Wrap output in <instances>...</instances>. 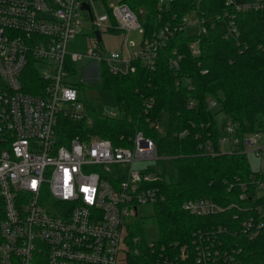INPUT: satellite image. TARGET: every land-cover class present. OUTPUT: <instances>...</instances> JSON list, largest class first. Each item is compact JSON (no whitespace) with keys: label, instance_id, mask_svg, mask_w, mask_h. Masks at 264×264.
Masks as SVG:
<instances>
[{"label":"built area","instance_id":"built-area-1","mask_svg":"<svg viewBox=\"0 0 264 264\" xmlns=\"http://www.w3.org/2000/svg\"><path fill=\"white\" fill-rule=\"evenodd\" d=\"M82 2L88 10L81 8ZM92 2L0 0V264H179L185 258L193 264H233L239 247L227 249L224 226L198 228L192 233V248L170 241L165 253L154 238L131 233L138 206L153 208L164 200L153 184L159 179L150 168L132 167L135 160L158 157L148 136L136 130L128 136L129 145L123 146L96 135L63 138L58 134L62 118L92 123L76 82L70 80L76 60L84 57L97 67L102 64L110 74L124 76L134 71L136 63L152 68L157 50L175 32L183 31L186 23H198L196 36L206 30L183 16L146 38L123 2L105 5L97 17ZM225 4L223 37L238 44L236 13L264 10V0H226ZM82 16L92 27L89 47L70 51L68 44L81 31ZM131 30L141 34L138 43L128 40ZM103 34L117 36L118 48H107ZM197 42L190 43L193 55L198 54ZM177 59L170 58L169 67H176ZM31 72L38 77L29 78ZM192 105L189 101L187 106ZM215 105L214 100L208 101V107ZM148 107L146 103L143 111ZM97 110L104 117L116 116ZM223 131L217 137L219 151L224 152L225 144L228 152L255 147L256 157L264 161L257 132L239 136L229 118ZM201 147L204 153L213 152L207 141ZM251 180L254 193L259 194L264 188L262 174L254 173ZM180 208L198 217L225 209L208 198L184 200ZM254 220L246 216L240 227H253L250 235H254L259 226Z\"/></svg>","mask_w":264,"mask_h":264},{"label":"trees","instance_id":"trees-1","mask_svg":"<svg viewBox=\"0 0 264 264\" xmlns=\"http://www.w3.org/2000/svg\"><path fill=\"white\" fill-rule=\"evenodd\" d=\"M92 1L105 5L104 0ZM120 1L135 14L143 37L149 38L163 24L180 21L189 12H194L206 30L197 36L184 30L175 32L157 50L150 69L136 63L133 72L121 76L110 74L99 64V87L111 94L120 115L104 117L91 97L83 96L82 100L78 96L91 125L62 118L58 134L63 138L98 135L128 146L129 139L124 137L141 131L154 142L157 156L170 157L178 171L176 182L159 179L153 183L164 196L162 202L153 205L151 215L156 245L164 246V253L170 241L190 249L196 229L220 225L226 230L227 249L239 247L233 264H264V193L255 194L251 180L257 172L251 170L245 152L219 151L213 120L214 113L223 112L236 124L239 136L257 132L264 138V10L236 13L240 34L236 44L223 37L226 18L221 16L228 9L226 0H162L160 4L158 0ZM195 39L198 54L193 55L190 43ZM176 57L177 66L169 67V59ZM37 77L35 72L29 75ZM210 99L217 106L213 113L208 107ZM189 101L193 102L191 107L187 106ZM146 103L149 107L143 111ZM206 141L213 152H203L201 146ZM194 198H208L225 209L212 216L190 215L180 205ZM249 215L259 223L254 235H250L253 227H240ZM131 233L141 235L136 224ZM188 263L190 258L179 261Z\"/></svg>","mask_w":264,"mask_h":264},{"label":"rangeland","instance_id":"rangeland-1","mask_svg":"<svg viewBox=\"0 0 264 264\" xmlns=\"http://www.w3.org/2000/svg\"><path fill=\"white\" fill-rule=\"evenodd\" d=\"M251 2L252 0H245ZM105 5L115 4L116 0H104ZM105 5L101 1H93V15L100 16L105 11ZM186 20L189 22H198L194 12H189L185 15ZM199 29L198 23H191L184 25V33L187 35H195ZM92 33V27L89 20L82 16L81 31L69 42L68 50L70 51H82L84 48H88L90 44L89 35ZM103 40L105 46L111 48H118L119 40L117 36H107L103 34ZM141 39V34L134 30H131L128 35V40H133L138 43ZM75 72L71 75L70 80L76 82L75 88L77 89V95L83 100V96L92 98V101L97 106V109H104L105 111H112L116 116H119V109L114 104V100L109 92L102 90L99 87V74L97 64L86 58L78 59L74 62ZM89 73V74H88ZM211 112L217 110V106L210 108ZM226 116L223 112H216L213 115L216 130L218 135L224 134L223 126L226 123ZM98 136V135H96ZM263 146L264 151V138L260 137L258 140V146ZM255 148V147H254ZM254 148H247L245 155L251 170L259 172L264 178V161L256 157ZM223 151H228V144L223 146ZM133 168H150V171L158 179L164 180L167 183L176 182L178 180V171L174 161L168 157H160L149 160H135L132 163ZM110 170H113L114 166H108ZM259 194L264 193V188L259 189ZM152 205L145 204L138 206V216L133 219L134 224L138 226L141 236L145 239H153L156 235V226L151 217Z\"/></svg>","mask_w":264,"mask_h":264},{"label":"water","instance_id":"water-1","mask_svg":"<svg viewBox=\"0 0 264 264\" xmlns=\"http://www.w3.org/2000/svg\"><path fill=\"white\" fill-rule=\"evenodd\" d=\"M81 8H84V9L88 10V5L85 2H82L81 3ZM93 33H94L95 39L97 41H99L100 40L99 32L97 30H95Z\"/></svg>","mask_w":264,"mask_h":264},{"label":"bare ground","instance_id":"bare-ground-1","mask_svg":"<svg viewBox=\"0 0 264 264\" xmlns=\"http://www.w3.org/2000/svg\"><path fill=\"white\" fill-rule=\"evenodd\" d=\"M157 53H158V52H157ZM154 64H155V63H154ZM153 67H154V66H153ZM26 88H27V87H26ZM27 89H28V88H27ZM27 89H26V90H27ZM75 89H76V88H75ZM76 90H77V89H76ZM145 111H146V110H145ZM70 121H71V120H70ZM126 137H128V136H125L124 138H126ZM121 139H122V138H121ZM126 140H127V139H126ZM120 142H121V141H120ZM123 142H124V141H123ZM126 142H127V141H126ZM128 142H129V141H128ZM128 142H127V143H128ZM156 153H157V152H156Z\"/></svg>","mask_w":264,"mask_h":264}]
</instances>
